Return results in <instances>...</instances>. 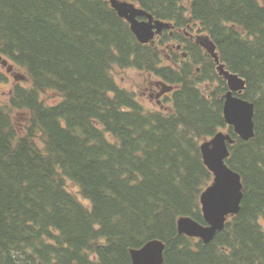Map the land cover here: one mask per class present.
Wrapping results in <instances>:
<instances>
[{"label": "trees", "instance_id": "16d2710c", "mask_svg": "<svg viewBox=\"0 0 264 264\" xmlns=\"http://www.w3.org/2000/svg\"><path fill=\"white\" fill-rule=\"evenodd\" d=\"M127 1L209 38L247 82L255 136L226 125L227 85L201 43L166 32L141 44L107 0H0V58L22 70L0 101V264H132L153 240L163 264H264V0ZM117 69L172 85L167 108L149 111ZM222 130L244 197L205 244L177 222L206 225L201 145Z\"/></svg>", "mask_w": 264, "mask_h": 264}, {"label": "water", "instance_id": "95a60500", "mask_svg": "<svg viewBox=\"0 0 264 264\" xmlns=\"http://www.w3.org/2000/svg\"><path fill=\"white\" fill-rule=\"evenodd\" d=\"M113 9L119 16L129 22L132 32L141 44L150 43L156 34L164 28H170V24L155 20L153 15L138 9L134 4L109 0ZM139 18H145L140 21ZM206 48L218 65V71L227 81L228 92L225 95L224 117L226 123L233 126L234 131L243 140L249 141L255 136L254 104L244 100L236 93L241 94L246 89V81L238 75L230 73L225 66L220 64L216 48L209 42ZM3 66L7 61L0 58ZM9 68L8 71H11ZM163 92H169L173 88L166 85ZM234 143L230 134L218 133L211 141L201 146L204 162L214 175L210 185L201 196L202 212L207 226L201 225L191 217H181L178 220V231L181 235L202 239L204 243H210L216 234L225 228L227 216L238 214L244 197L241 175L232 170L226 163L230 157L228 145ZM165 243L153 240L139 249L131 250L132 264H163Z\"/></svg>", "mask_w": 264, "mask_h": 264}, {"label": "rangeland", "instance_id": "374dc122", "mask_svg": "<svg viewBox=\"0 0 264 264\" xmlns=\"http://www.w3.org/2000/svg\"><path fill=\"white\" fill-rule=\"evenodd\" d=\"M21 69L19 67H13L11 71L7 70L6 66H3L0 63V101L3 104H7L9 102L12 89L14 88L15 83H17L15 77L17 74L21 73ZM1 74H4L6 79L1 77ZM114 77L117 83L125 90L130 91L135 94L137 99L144 104V106L149 110L157 109L156 107L161 106V108L165 109L164 107L166 102L161 104L162 101L161 97H157L156 91L154 89L158 88L156 85L158 81L154 79V77L148 74H142L133 69L128 70H120L117 69L114 73ZM17 78V77H16ZM21 82V81H20ZM152 95V96H151ZM48 103H54L55 100L58 101L56 95H45L44 97ZM160 102V103H159ZM77 194L76 188H73ZM81 201L88 205V201L82 199L80 196Z\"/></svg>", "mask_w": 264, "mask_h": 264}, {"label": "bare ground", "instance_id": "6f19581e", "mask_svg": "<svg viewBox=\"0 0 264 264\" xmlns=\"http://www.w3.org/2000/svg\"><path fill=\"white\" fill-rule=\"evenodd\" d=\"M167 14V13H166ZM230 22V21H229ZM182 28V27H181ZM212 37V36H211ZM172 40V39H171ZM181 43V42H180ZM183 44V43H182ZM216 44V43H215ZM194 50V49H193ZM190 65V64H189ZM201 65V64H200ZM202 68V67H201ZM208 77V76H207ZM166 82V81H165Z\"/></svg>", "mask_w": 264, "mask_h": 264}]
</instances>
